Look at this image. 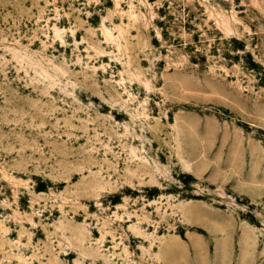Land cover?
Segmentation results:
<instances>
[{
  "label": "rangeland",
  "instance_id": "374dc122",
  "mask_svg": "<svg viewBox=\"0 0 264 264\" xmlns=\"http://www.w3.org/2000/svg\"><path fill=\"white\" fill-rule=\"evenodd\" d=\"M0 264H264V0H0Z\"/></svg>",
  "mask_w": 264,
  "mask_h": 264
}]
</instances>
